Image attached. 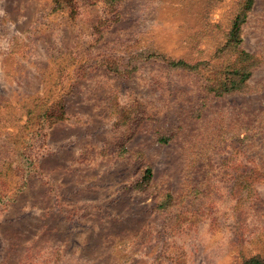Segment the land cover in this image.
<instances>
[{"label":"rangeland","instance_id":"obj_1","mask_svg":"<svg viewBox=\"0 0 264 264\" xmlns=\"http://www.w3.org/2000/svg\"><path fill=\"white\" fill-rule=\"evenodd\" d=\"M244 3L0 0V264L264 256V0ZM237 48L257 64L216 94Z\"/></svg>","mask_w":264,"mask_h":264},{"label":"trees","instance_id":"obj_2","mask_svg":"<svg viewBox=\"0 0 264 264\" xmlns=\"http://www.w3.org/2000/svg\"><path fill=\"white\" fill-rule=\"evenodd\" d=\"M251 0H245V3L243 5V8H248L250 6ZM241 19H239V16L235 18V21L233 23V26L231 28V40L237 44L239 41V22ZM238 51V56L243 62V65L241 68L236 67L232 71V79L230 80L229 83H226L225 85L222 84L221 89L217 88L215 93L216 94H222L223 92H228V91H233L238 88H240L243 84V81L250 75L251 68L257 64V57L253 53H249L244 51L243 49L237 48ZM167 63L171 66L175 67H183L185 65L183 60H167ZM61 116L58 115L57 119H60ZM153 121H154V133L156 135L157 141L166 143L168 142L174 135H176L177 130L180 128V124L170 127V128H165V126L162 124L161 120L157 115H153ZM258 170V171H257ZM244 172L246 176L243 178V181L239 182V185L242 187H245V192L246 195H249V197H254L255 198V185L259 182V179L254 173L257 174H263L259 167L257 165H250V166H244ZM151 168L149 166L144 168L143 174H142V179L147 181L151 178ZM264 175V174H263ZM235 178V177H234ZM264 178V177H262ZM235 186L234 183H232L230 189L232 191L233 187ZM254 192V194L251 193ZM169 199L172 197L169 196ZM165 199L160 202V204L164 203L165 204ZM183 222V221H182ZM242 264H264V256L263 257H251L247 260H244Z\"/></svg>","mask_w":264,"mask_h":264}]
</instances>
